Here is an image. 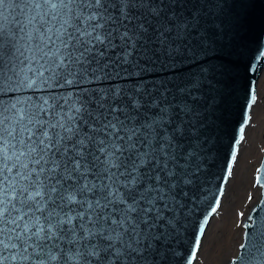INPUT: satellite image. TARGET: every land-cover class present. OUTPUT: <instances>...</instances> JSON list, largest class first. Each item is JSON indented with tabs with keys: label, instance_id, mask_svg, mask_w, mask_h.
I'll return each instance as SVG.
<instances>
[{
	"label": "snow or ice",
	"instance_id": "snow-or-ice-1",
	"mask_svg": "<svg viewBox=\"0 0 264 264\" xmlns=\"http://www.w3.org/2000/svg\"><path fill=\"white\" fill-rule=\"evenodd\" d=\"M174 17L163 0H0V264H150L189 219L200 174L182 142L190 110L150 100L145 115L139 96L85 86L166 50ZM256 100L253 84L246 108Z\"/></svg>",
	"mask_w": 264,
	"mask_h": 264
},
{
	"label": "water",
	"instance_id": "water-1",
	"mask_svg": "<svg viewBox=\"0 0 264 264\" xmlns=\"http://www.w3.org/2000/svg\"><path fill=\"white\" fill-rule=\"evenodd\" d=\"M163 4L166 12L175 13L174 19L183 22L178 34L176 30L171 33L169 47L149 50L146 55L137 52L131 66L117 63L107 79L85 86L119 88L139 96L145 115H152L157 104L165 102L190 110L184 120L191 135L182 142L196 152L193 167L200 164L199 188L193 186L189 193L196 200L188 204L192 211L189 219H182L183 227L149 254L150 264H187L197 224L215 206V198L219 196L220 202L223 198L231 176L228 164L232 163V173L240 145L234 141L246 111L250 117L252 109L246 108L250 88L254 84L256 90L264 71V57L256 59L264 50V0H163ZM110 57L116 60L115 53ZM136 57H140L139 67ZM253 64L256 68L250 71ZM150 100L157 104L149 106ZM234 147L236 158L232 160ZM258 175L264 176V154L256 180ZM257 185L260 198L243 221L237 253L227 264H264V181ZM216 212L209 216L205 232Z\"/></svg>",
	"mask_w": 264,
	"mask_h": 264
},
{
	"label": "rangeland",
	"instance_id": "rangeland-1",
	"mask_svg": "<svg viewBox=\"0 0 264 264\" xmlns=\"http://www.w3.org/2000/svg\"><path fill=\"white\" fill-rule=\"evenodd\" d=\"M261 76L264 77V71ZM263 82L261 78L257 82V100L255 106H252V109L260 108L261 118L257 123L252 118L246 127L243 142L241 141L242 144L239 145L237 158L224 191L222 198L224 204L208 225L195 264H227L236 255L243 235V221L260 198L256 173L264 154ZM257 126H259L258 131H255ZM249 145L250 158L242 165L243 154ZM225 206H227L226 215ZM205 248H208V252L203 253Z\"/></svg>",
	"mask_w": 264,
	"mask_h": 264
},
{
	"label": "bare ground",
	"instance_id": "bare-ground-1",
	"mask_svg": "<svg viewBox=\"0 0 264 264\" xmlns=\"http://www.w3.org/2000/svg\"><path fill=\"white\" fill-rule=\"evenodd\" d=\"M261 78V80H264V77L263 76H261L260 77ZM264 83V82H263ZM256 104V103H255ZM253 106H255V105H253ZM253 111V114H251L250 113V121H252V118L254 119V121L257 123L259 120H260V118H261V111H260V108H255V109H251V112ZM258 127L259 126H257V128L255 129V131H258ZM254 131V132H255ZM253 132V133H254ZM243 142V141H242ZM242 144V143H241ZM240 144V145H241ZM249 148H250V145L248 146V148H247V150L244 152V154H243V164L242 165H244V164H246V162H248L247 160H248V158H250V153H251V150L249 151ZM248 151H249V154H248ZM252 180V179H251ZM223 200H221V202H220V209H221V207L223 206ZM226 212H227V206H225V215H226ZM227 217H228V215H227ZM202 245V244H201ZM202 247V246H201ZM201 247H200V249H201ZM205 252H208V248H205L204 250H203V253H205ZM198 257V256H197Z\"/></svg>",
	"mask_w": 264,
	"mask_h": 264
}]
</instances>
